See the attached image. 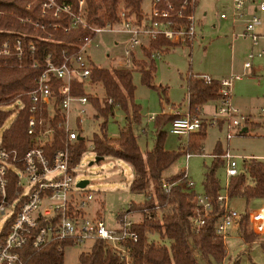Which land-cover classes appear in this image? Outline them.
<instances>
[{
  "label": "trees",
  "instance_id": "1",
  "mask_svg": "<svg viewBox=\"0 0 264 264\" xmlns=\"http://www.w3.org/2000/svg\"><path fill=\"white\" fill-rule=\"evenodd\" d=\"M31 0H0V10L5 12L0 16V29L11 31L10 38L20 36L25 53L23 64L19 67L15 58L0 57V102H9L16 98L19 92H28L36 87V81L43 71L48 55L55 63L63 60V51L74 53L80 38L95 36L87 27L78 25L68 31L64 28L70 23L66 13L57 16L52 12L43 13L41 1L35 0L27 8ZM83 18L89 25L113 24L120 21L119 12L123 10L127 17H134L139 23L146 14L141 8L143 0H84ZM58 4L68 5L73 11L78 10V0H56ZM196 2V0H195ZM20 18H28L22 22ZM34 23L45 24L51 37L44 39L45 32L36 28ZM52 24L61 27L53 29ZM39 37V38H38ZM33 42L34 51L30 52L29 42ZM191 42H185L190 45ZM182 43H171L163 37H157L141 46L144 58L138 59L131 53L132 68H105L93 64L88 82H100L104 88V98L86 94L84 84L77 79L71 81V92L74 95H86L95 117L103 121L99 124L100 133L92 137L93 151L98 157L112 156L128 162L133 169V178L129 184L130 192L144 194L141 202H130L128 208L118 214L140 213L141 218L134 222L133 229L137 239H126L121 242L118 250L101 239L94 240L88 252L78 256V264H219L226 256L225 243L222 236L216 232V219L224 210L217 197L221 191V183L216 176L217 168L223 163V150L218 142L213 150V160L207 166L203 180V194L212 205L211 211L204 218L199 232L191 225V217L195 213L194 190H184L180 182L183 172L165 176L163 172L186 152L199 154L203 151V141L207 134V123L203 120L201 126L188 134L185 147L167 150L164 147L166 132L164 127L170 124L178 115L161 112L154 116V142L150 150L143 153L137 143V137L132 124L141 121L140 105L135 102L133 71L138 70L141 81L158 91L166 98V88L153 84V74L156 70L153 53L170 46ZM7 62V63H6ZM35 64V65H34ZM61 80L53 79L51 86H59ZM188 110L200 115L202 106L219 97V79L203 80L200 75L187 76ZM24 107L18 116L2 135V143L9 148L22 153L27 145L26 136L28 109L32 105L30 97L21 96ZM115 108L124 114L126 123L119 128L116 137H110L106 132L107 120L114 114ZM44 114V113H43ZM2 119L6 114H1ZM248 132H240L244 135ZM59 133H62L59 132ZM63 144L62 134H57L53 147ZM84 138H79L70 149L71 163H77L85 152ZM243 170L230 176L227 185L229 199L241 197L248 206L252 199L264 200V159L249 158L243 161ZM250 180V182H248ZM172 184L168 191L163 189V183ZM243 224V225H242ZM240 234L245 243L250 246L260 237L249 226V212L246 211L238 220ZM157 234L159 240L149 239V235ZM166 243H165V242ZM264 244V241L261 240ZM70 240H55L40 248L26 245L21 250L20 264H64V247L73 245ZM234 264H238L237 261Z\"/></svg>",
  "mask_w": 264,
  "mask_h": 264
},
{
  "label": "built area",
  "instance_id": "2",
  "mask_svg": "<svg viewBox=\"0 0 264 264\" xmlns=\"http://www.w3.org/2000/svg\"><path fill=\"white\" fill-rule=\"evenodd\" d=\"M33 1L35 0H31L26 7ZM40 1L43 13L68 15L70 23L64 28L65 31L82 25L96 36L107 28L121 25L124 27L122 30L130 35L129 47L125 50L126 54H130V59L132 47L147 45L150 40L159 36L171 43H185L192 42L196 35L195 0H150V12L139 23L135 22L134 17H127L121 10L119 22L100 26L89 25L84 21V0H78L77 11H73L68 5L58 4L56 0ZM261 13H264V0H232L230 13H221L220 17L229 19L233 24L243 20L244 30L241 33L232 32L231 37L248 36L256 45L259 38L256 29L263 23ZM4 14L5 12L0 10V16ZM20 20L29 22L28 18ZM33 25L45 32L46 36L41 38L51 37L45 24L33 22ZM52 27L58 29L61 26L52 24ZM9 34L10 30L0 29V57H13L20 67L25 53L23 41L20 36L12 39ZM95 36L80 38L77 50L74 53L63 51V60L58 64L48 55L34 89L26 93L19 92L12 101L0 102V125L14 113L13 120L0 134V264H20L21 250L26 245L40 248L55 240L77 243L92 238L101 239L123 251L120 247L122 241L137 239V233L133 229L134 221L129 219L126 213L117 214L116 228L105 226L99 210L93 217L88 216L86 206L93 196L91 193H83V189L74 183L79 161L71 163L70 149L80 135L73 129L72 124L80 128L82 117L86 115L85 106L89 101L86 95L72 94L71 81L77 79L84 84L88 80L93 67L88 49ZM29 48L30 52L34 51L35 47L31 41ZM159 54L160 51L156 50L152 55L155 57ZM254 55H264V49L256 54L250 52L248 57L252 58ZM244 66L249 67L250 61H246ZM200 77L205 81L212 79L206 74ZM240 77L241 75L230 72L228 76L219 79V97L211 114L197 115L187 109L169 124V132L180 137L188 136L205 120L207 124L215 126L220 121L226 130L227 141L239 134L249 120V117L234 107L231 101L233 82ZM53 79L61 80V84L53 88ZM22 95L29 96L32 105L28 109L25 131L28 145L20 153L17 149L4 145L2 135L24 107ZM5 113L8 115L1 120V114ZM153 119L154 116H150V120ZM61 131L62 133H59ZM57 134H62L63 144L53 147ZM190 155L189 152L185 153L187 160ZM249 158L264 159V156L234 154L228 148L221 155L225 183L224 193H219L217 200L224 211L217 216L216 232L222 236L224 243L229 228L241 216L228 205V179L240 172L237 160L244 161ZM186 170L187 165L181 169L184 174L180 184L187 186L188 190H193L194 182ZM171 186L168 182L163 183L165 191ZM194 202L195 213L191 217V225L195 232H199L212 205L204 194L195 195ZM257 210L264 211V207Z\"/></svg>",
  "mask_w": 264,
  "mask_h": 264
},
{
  "label": "rangeland",
  "instance_id": "3",
  "mask_svg": "<svg viewBox=\"0 0 264 264\" xmlns=\"http://www.w3.org/2000/svg\"><path fill=\"white\" fill-rule=\"evenodd\" d=\"M216 1L202 0L203 6L207 8L208 16L201 23V31L199 25L196 24V35L191 45L185 43L176 44L168 52L158 56L155 55L156 70L153 74V84L166 88V98L162 96L158 88H152L144 84L141 81V75L138 70L133 71L132 74L135 85L134 99L140 105L141 113L140 123L132 124V129L143 153L150 150L154 142V119L150 120V116L158 115L161 112L180 116L181 113L187 111L188 75L211 72L213 78L222 79L228 76L230 65H232L231 68H233L234 74L242 75L240 79L233 82L231 101L234 107L249 117L244 126L248 128V132L244 135H234L227 141L226 130L220 121L217 126L208 124L202 153L191 154L188 160L183 154L163 172L165 176L174 174L187 165L186 172L194 182L193 190L196 194H203L202 180L204 172L214 158L213 150L218 142L223 151L228 148L234 154L254 157L264 156V56L255 55L251 59L253 61V70L243 71L242 63L246 57L243 52H247L245 48L249 46V40L248 38L240 37H236L233 41L230 39L229 35L232 30L229 28L228 22H221L220 14L230 13L231 7L224 9L222 8V3ZM141 8L148 15L147 13L151 9L150 0H143ZM200 8H196V20L201 11ZM122 29L124 27L117 24L111 29L107 28L97 33L92 39V45L88 49V53L95 65L105 68L133 67L130 54L125 52L129 47L128 38L130 35ZM209 44H212L210 49H208ZM230 48H232V51ZM132 52L136 58H144L140 46L132 47ZM83 88L86 94H91L98 98H104L105 96L104 88L100 82L90 84L86 80ZM215 104L216 102L214 101L207 102L204 106L205 112L208 113L210 111L209 113L211 114L214 111L213 106ZM177 108L180 112L177 111ZM85 109L86 115L82 117L80 128L72 124L73 129L78 132L80 137L84 138L86 145V150L81 155L78 167L75 170L74 183L80 180L88 181L82 188L83 193H91L93 196L86 206L88 216L93 217L95 212L99 210L105 226L107 228H116L118 226L117 214L126 210L130 202H141L144 199V194L130 192L129 184L133 178V169L128 162L112 156H103L102 159L95 161L96 155L93 151L92 137L94 134L100 133L99 124L103 119L95 117V111L90 104L86 105ZM5 114L6 116L8 115V113ZM13 118L14 113L9 116L3 125H0V134ZM126 121L130 120H126L125 114L120 109L115 108L114 114L107 120V135L116 137L119 128ZM169 126L167 124L164 127L166 132L164 147L167 150L185 147L187 136L180 137L171 134ZM90 162L92 163L90 164ZM242 165L243 160L238 159L237 167L240 172L243 170ZM216 176L222 187L220 193H224L225 171L223 163L217 168ZM182 188L189 191V188L185 185ZM228 205L231 209L236 210L238 215H242L246 209L250 212L254 208L259 209L264 206L258 201L251 202V200L247 206L245 199L241 197L229 199ZM127 216L134 222H138L141 218V214L136 212L127 214ZM250 224L251 222L249 226ZM148 238L159 240L157 234H151ZM261 240L264 241V236L259 237L253 244L248 246L241 237L240 229L238 234L232 225L225 239L226 256L219 264H234L236 261L238 264H264V244ZM93 242L94 239L89 238L73 245L65 246L63 251L64 264H78L79 254L88 252Z\"/></svg>",
  "mask_w": 264,
  "mask_h": 264
},
{
  "label": "crops",
  "instance_id": "4",
  "mask_svg": "<svg viewBox=\"0 0 264 264\" xmlns=\"http://www.w3.org/2000/svg\"><path fill=\"white\" fill-rule=\"evenodd\" d=\"M216 2H220V3H222L221 5H222V8H229V7H231L230 5H231V3H232V0H217ZM197 7H201L200 9H201V11L199 12V16L197 17V20H196V22H197V24L199 25V27H200V31H201V23L203 22V20H205L206 18H207V16H208V11L206 10L207 8H205L206 6H203V4H202V0H196V2H195V9H194V14H195V11H196V8ZM261 17H262V19H263V23L256 29V32H257V34L259 35V38H258V41H257V44L256 45H254L253 43H252V41H251V39H250V37H248V36H239V35H237V36H235L234 38H232L231 37V33L232 32H235V31H238V32H236V33H241L243 30H244V22H243V20H239L238 22H236V23H231V21L229 20V19H222L221 17H220V19H221V22H228L227 24L229 25V28L232 30L231 31V33H230V39L233 41V39H235L236 37H240V38H248V40H249V46H247L245 49H247V50H245V51H247V52H243L244 53V55L246 56L245 57V61L242 63V69H243V71H249V70H253V61H251V59H253L254 57H255V55L252 57V58H249L248 57V54L250 53V52H253V53H257L258 51H261V50H263L264 49V13H261ZM192 44V42L190 43V45ZM212 46V44H209L208 45V49H210V47ZM175 46H170V47H168V48H164L163 50H161L160 51V54H164L165 52H168L170 49H172V48H174ZM231 49V51H232V48H230ZM134 54V53H133ZM262 56H264V55H261L260 57H262ZM246 61H250V66L249 67H245L244 66V63L246 62ZM91 62H92V60H91ZM93 63V62H92ZM94 64V63H93ZM230 67V69H229V71H228V73L227 74H229L230 72H233V68H231L232 67V65H230L229 66ZM256 68V67H255ZM258 68V67H257ZM208 71H212V70H208ZM202 74H209L210 76H212V78H213V75L211 74V72H202V73H197L196 75H202ZM226 74V75H227ZM241 77H242V75H241ZM240 77V78H241ZM239 78V79H240ZM237 80V79H236ZM235 81V80H234ZM214 102H216V100L214 101ZM206 104H204L203 106H202V113L204 114V116H208L210 113V111L207 113V112H205V109H204V106H205ZM216 105V104H215ZM215 105L213 106V107H215ZM214 109V108H213ZM177 111H179L180 112V110H178V108H177ZM205 112V113H204ZM219 129H221L220 127H218ZM248 129V128H247ZM261 157V156H260ZM261 202H260V201ZM252 201H258L259 203H262V204H264V200H262V199H258V200H251V202ZM261 207H264V206H261ZM259 213L260 214H262V218L264 219V211H257V208L255 209H253V210H251L250 212H249V223L251 222V224H250V228L252 227V230L255 232V233H259L260 234V237L261 236H264V224L262 225V227L260 228L259 227V225H258V222H257V216L259 215ZM238 220L239 219H237V220H235L234 221V223H233V228H235V230L237 231V233L239 234V229H238ZM253 220H254V222H255V227H253L252 226V223H253ZM256 228V229H255ZM258 229V230H257Z\"/></svg>",
  "mask_w": 264,
  "mask_h": 264
},
{
  "label": "water",
  "instance_id": "5",
  "mask_svg": "<svg viewBox=\"0 0 264 264\" xmlns=\"http://www.w3.org/2000/svg\"><path fill=\"white\" fill-rule=\"evenodd\" d=\"M247 130V127H243L242 129H241V132H245ZM81 138V137H80ZM103 157H98V156H96L95 157V161H98V160H100V159H102ZM92 162H90V164H91ZM87 180H80V181H78L77 182V185L79 186V187H81V188H83L86 184H87Z\"/></svg>",
  "mask_w": 264,
  "mask_h": 264
},
{
  "label": "bare ground",
  "instance_id": "6",
  "mask_svg": "<svg viewBox=\"0 0 264 264\" xmlns=\"http://www.w3.org/2000/svg\"><path fill=\"white\" fill-rule=\"evenodd\" d=\"M257 222H258V225L259 227L261 228L262 225L264 224V219L262 218V214L259 213V215L257 216ZM253 227H255V222L253 220ZM256 229V228H255ZM264 230V229H263Z\"/></svg>",
  "mask_w": 264,
  "mask_h": 264
}]
</instances>
